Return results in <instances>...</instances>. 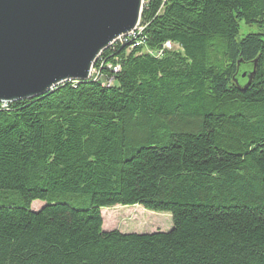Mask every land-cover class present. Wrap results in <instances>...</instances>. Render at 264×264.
Here are the masks:
<instances>
[{"label":"trees","instance_id":"1","mask_svg":"<svg viewBox=\"0 0 264 264\" xmlns=\"http://www.w3.org/2000/svg\"><path fill=\"white\" fill-rule=\"evenodd\" d=\"M140 27L101 79L0 102V264H264V0H145ZM116 205L173 227L104 230Z\"/></svg>","mask_w":264,"mask_h":264},{"label":"water","instance_id":"2","mask_svg":"<svg viewBox=\"0 0 264 264\" xmlns=\"http://www.w3.org/2000/svg\"><path fill=\"white\" fill-rule=\"evenodd\" d=\"M145 0H0V102L91 77L97 59L141 24ZM255 69L242 73L247 85Z\"/></svg>","mask_w":264,"mask_h":264},{"label":"rangeland","instance_id":"3","mask_svg":"<svg viewBox=\"0 0 264 264\" xmlns=\"http://www.w3.org/2000/svg\"><path fill=\"white\" fill-rule=\"evenodd\" d=\"M3 195L4 198L0 201V204H7L18 196V192L6 190ZM80 198L79 193L67 191L61 199L69 201L76 206H82ZM44 204L45 202L42 200H35L32 203V208L37 210ZM102 211L104 213V230L118 229L122 232L146 233L158 230L168 231L173 227V217L170 212L152 211L145 209L141 205H116L102 208Z\"/></svg>","mask_w":264,"mask_h":264},{"label":"built area","instance_id":"4","mask_svg":"<svg viewBox=\"0 0 264 264\" xmlns=\"http://www.w3.org/2000/svg\"><path fill=\"white\" fill-rule=\"evenodd\" d=\"M137 31H138V29L136 31H134L133 33H131L129 36H136ZM119 40H126V43H127L128 42V36L121 37ZM139 44H141L140 41H137V43L135 45H139ZM172 46L173 45H172V43L170 41L165 42V44L163 45L162 49L158 52V55H161L165 49H171ZM111 64L112 63H108L107 64L105 62V65H107V68H111V66H112ZM101 69H99V71H92L91 76H95V77L101 79L102 78V76L100 75L101 74ZM117 70H118V68H115L114 72L117 71ZM111 82H112V79L110 80L109 83H111ZM8 103L9 102H2L3 106H6V104H8Z\"/></svg>","mask_w":264,"mask_h":264},{"label":"bare ground","instance_id":"5","mask_svg":"<svg viewBox=\"0 0 264 264\" xmlns=\"http://www.w3.org/2000/svg\"><path fill=\"white\" fill-rule=\"evenodd\" d=\"M141 29V27H139L138 28V30H140ZM141 31V30H140ZM129 37V36H128ZM117 42H119V43H126V40H117V41H115L113 44H115V43H117ZM137 42H135V44H136ZM92 71H99V68H96L95 67V65H94V68H93V70ZM91 77H94V79L96 80V79H99V78H97V77H95V76H91Z\"/></svg>","mask_w":264,"mask_h":264}]
</instances>
